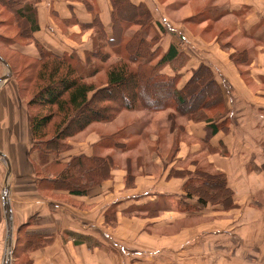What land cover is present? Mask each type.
<instances>
[{
  "label": "crops",
  "instance_id": "obj_1",
  "mask_svg": "<svg viewBox=\"0 0 264 264\" xmlns=\"http://www.w3.org/2000/svg\"><path fill=\"white\" fill-rule=\"evenodd\" d=\"M131 1L148 6L156 24L168 22L178 32L175 35L180 39L162 33L159 47L167 52L175 45L187 56L181 70L171 65L164 68L169 75L181 74L179 87L202 63L212 67L231 118L229 131L212 134L210 124L218 120L195 121L183 116L180 128L189 133L191 141L187 142L180 140L177 124L175 129H171L172 122L161 127L151 117L143 125L136 117L123 122L127 117L119 118L123 110L115 118L122 129L108 136L91 125L75 135L78 140H68L72 147L60 160L68 162L80 154L102 155L101 151L112 147L123 151L129 147L127 141L133 143L135 154L125 158L116 150L106 151L103 156L111 155L114 161L112 177L91 187L86 195L45 193L38 184L40 154L33 149L27 98L21 96L12 71L11 77L0 82V264L8 260V207L12 208L14 229L35 217V228L53 233L52 241L29 252L30 261L23 264H264V0H201L206 4L203 10L193 6V0ZM29 2L39 25L34 37L55 54L76 51L85 60L94 49L96 31L84 27L93 21L88 3L98 8L106 34L112 36L110 0H97V5L93 0ZM13 49L32 57L40 55L35 42ZM107 53L122 59L117 51L113 53L117 58L109 50ZM238 53L242 54L239 62L231 57ZM0 55L9 62L1 50ZM247 65L250 72L244 78L240 66ZM8 72L0 61V78ZM98 73L91 81L97 80ZM167 126L174 141L167 146L166 157L161 149L163 133L153 132L157 128L162 132ZM118 136L131 138L113 141ZM200 152L208 164L226 174L238 207L227 210L204 205L197 197L183 200L188 178L172 172L202 166L198 160L183 165L173 162ZM120 159L122 165L117 164ZM147 165L150 173L137 175ZM130 166L134 179L127 186ZM155 207H160L159 215H147ZM24 255L20 257L24 259Z\"/></svg>",
  "mask_w": 264,
  "mask_h": 264
},
{
  "label": "trees",
  "instance_id": "obj_2",
  "mask_svg": "<svg viewBox=\"0 0 264 264\" xmlns=\"http://www.w3.org/2000/svg\"><path fill=\"white\" fill-rule=\"evenodd\" d=\"M110 1L113 24L110 38L98 8L87 4L93 21L84 27L94 28L96 32L94 49L83 60L76 51L55 54L35 39L34 32L39 25L29 0H0V16L3 17L0 25L11 29V33H0V44L17 55L24 68L25 75L21 78L17 65L9 60L19 92L27 98L33 149L40 154L38 184L40 191L45 193L68 191L83 196L91 187L112 177L114 161L111 155L80 154L72 156L68 162L60 160V155L72 147L68 142L70 137L95 122L114 120L125 109L143 107L151 111H170L171 129L178 116H186L195 121L218 120L217 124H210L212 134L219 130L229 131L231 118L212 67L202 63L193 70L184 86L179 87L181 74L169 75L164 68L171 65L174 70H181L187 63V56L179 53L175 45L167 52L159 47L162 33L175 35L178 32L167 24H156L146 5H137L131 0ZM134 26L137 29L131 31ZM31 42L39 49L38 57L13 49L14 45ZM107 46L121 53L122 59L108 65L104 84L88 81L100 71L98 61L94 59L106 61L109 58V53L104 51ZM231 57L239 62L242 54ZM122 147L124 144L119 146ZM131 169L130 166L127 186L133 184ZM172 174L188 178L183 200L197 197L204 205L211 203L227 210L238 207L225 173L210 172L197 166L193 171L184 169ZM159 208L150 209L147 215H159ZM35 222L33 217L14 229L12 264L29 262V252L52 241V231L35 228ZM21 254H25L24 259Z\"/></svg>",
  "mask_w": 264,
  "mask_h": 264
},
{
  "label": "rangeland",
  "instance_id": "obj_3",
  "mask_svg": "<svg viewBox=\"0 0 264 264\" xmlns=\"http://www.w3.org/2000/svg\"><path fill=\"white\" fill-rule=\"evenodd\" d=\"M193 1L195 3L193 6L198 7L200 10H203L204 7L206 6L205 1H201V0L200 1L193 0ZM93 2L96 4L97 3V0H93ZM165 17L167 18V16H165ZM2 18L3 17L0 16V19H2ZM54 20L57 21V18L54 17ZM165 24L168 25L169 23L168 22L167 23L165 22ZM134 28H135V26L131 28V31H133ZM6 31H8V33H11V29L8 30L4 25H0V33L1 32L6 33ZM176 37H177V39H180L179 36H176ZM93 48H94V46H93ZM0 50H1V52L9 60L13 61L14 64L17 65V70L20 73V77L23 78L24 75H25V72H24V68L22 67L21 61L20 62L18 61V58L19 57L17 55H15L12 51H10L8 48H6L2 44H0ZM108 50L110 51L111 54H113L115 52L114 51L115 49L110 48L109 46L106 47L104 51L107 52ZM113 56H116V58L119 57V55H117V54L116 55L113 54ZM117 60H120V59H113V58H110V57L106 61H103V60L98 59V64L100 66V71H101V69H104V70H103V72H99L98 75L95 77V79H97V80H95V79L94 80L97 81V82H99L100 84H104L105 83V80H106V77H105V69H106L107 65L110 64V63H112V62H114V61H117ZM240 68L243 71V73H242L243 77L245 78L246 76H248V74L250 72L249 65H247V66H240ZM246 69H248V71H245ZM92 79L93 78H89L88 81H91ZM28 94H30V93H28ZM169 113H170V111H162V112H159V111H151V110H147V109H144V108H141V107H137L134 110H124L121 113V115L119 116V118L121 116H123V115H127V117L124 118V121L123 122H125L126 120L128 122V120H129L128 117H136L140 125H143L144 121H146L148 117H151L152 119L157 118V120L160 121V123H161V127H163L165 125H168V123H171V121L169 120V117H168ZM119 118L118 119H115V120H112V121H109V122H95V123L91 124L92 125L91 128L95 129V127H96L97 128L96 130H99V132L101 131L103 134H107L108 136L109 135L110 136H113L114 130H116V129H122L123 124L121 123V121H118ZM181 118H183V116H178V118L176 119L177 120L176 121V124H177L176 128L178 129V136L181 138V139L179 138L180 140L189 142V141H191L190 136H189V133L188 132H184V130H182L180 128V123L183 121V120H181ZM132 119L134 120V118H132ZM162 119H163V121H162ZM127 128L128 127H126L124 131H127ZM154 130H155V132H153V133H155V134L157 133L158 135H161L163 133L162 137L163 136L165 137L164 138V141H163V143L161 145L162 146L161 149L164 152H166L165 156L167 157V154H169V150H170L167 146L168 145L170 146V143H172L174 141V138H173L172 134H170V132H168L169 126H167V128H165V130L162 131V132L158 128L157 129H154ZM88 131H86V132H88ZM123 133H126V132H121V134H123ZM77 136L70 137L69 139L74 138L75 140H78V137ZM81 137H82V135H81ZM130 138L131 137H129V138L122 137V139H120V137L118 136L113 141H123V140L130 139ZM127 142H128L129 147L126 150H123V151L120 150L119 151V150L116 149V147H112V148H109L111 150L101 151L100 154L106 155V153H107L106 151L112 152L113 150H116V153L121 154L122 156L125 155V158H127L128 156L129 157H132V155L135 154L134 153V147L131 146V144H133V143L131 141H127ZM177 142L179 143V141H177ZM140 146L142 147L143 146V143H140ZM142 153H143V151L140 150V154H142ZM202 153L203 152H200V153H197V154L190 153L184 159H180V160L174 161L173 164H176V163H177L176 165H183V164H186V163L191 164L193 160H198L200 162V165L203 168H205L206 170L211 171V172H218L216 170V168H214V166H211L210 164L207 163L208 162V159L205 160L204 157L201 156ZM206 158H207V155H206ZM166 159L169 160V158H166ZM117 164L122 165L121 159L117 162ZM137 167H138V169H140L139 168L140 166H137ZM144 169L145 170H143V171H139V174L137 172V175H143L144 176V175H146V173H150V171H151V168L148 165L147 166H144ZM132 182H133V180H132ZM111 224H114V223L112 222ZM13 240H14V237H13Z\"/></svg>",
  "mask_w": 264,
  "mask_h": 264
},
{
  "label": "water",
  "instance_id": "obj_4",
  "mask_svg": "<svg viewBox=\"0 0 264 264\" xmlns=\"http://www.w3.org/2000/svg\"><path fill=\"white\" fill-rule=\"evenodd\" d=\"M0 61L4 62V64H6V66L8 67V74L6 76H4L3 78H0V82H2L3 80L9 78L12 76V68L9 64V62L0 55ZM8 210L10 212V217H9V223H8V240H7V248H8V260H7V264H11L12 263V247H13V237H14V228H13V215H12V208L8 207Z\"/></svg>",
  "mask_w": 264,
  "mask_h": 264
}]
</instances>
